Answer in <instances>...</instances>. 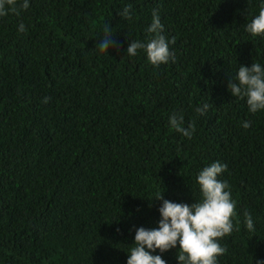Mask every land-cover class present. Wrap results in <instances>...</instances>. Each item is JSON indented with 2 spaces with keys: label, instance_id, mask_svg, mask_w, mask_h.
<instances>
[{
  "label": "trees",
  "instance_id": "16d2710c",
  "mask_svg": "<svg viewBox=\"0 0 264 264\" xmlns=\"http://www.w3.org/2000/svg\"><path fill=\"white\" fill-rule=\"evenodd\" d=\"M261 3L29 0L0 16V264H127L136 229L158 228L157 196L199 202L197 175L217 161L237 213L217 264L264 261V110L228 89L240 66L264 68V35L245 31ZM153 9L174 56L159 66L126 51ZM105 26L115 44L100 53ZM178 251L152 254L178 264Z\"/></svg>",
  "mask_w": 264,
  "mask_h": 264
},
{
  "label": "clouds",
  "instance_id": "9594fccd",
  "mask_svg": "<svg viewBox=\"0 0 264 264\" xmlns=\"http://www.w3.org/2000/svg\"><path fill=\"white\" fill-rule=\"evenodd\" d=\"M17 5L18 0H0V16H6L9 12L19 15L20 10L28 9L29 0H22L19 6ZM131 9L129 4L118 14L125 19H131ZM163 30L160 14L158 10L153 9L151 24L146 29L148 39L145 42H129L127 54L135 56L138 50H144L152 65L168 63L174 56L169 50L167 38L162 35ZM18 31H26L23 23L19 25ZM245 31L253 37L264 35V3H261L258 15L245 24ZM104 33L96 45L100 53L108 52L115 44L108 26H105ZM171 42L175 43V40ZM232 80L235 82L228 85L232 96L246 99L251 113L264 110V68L259 63H253L251 67L240 66ZM49 99L45 97L44 102L47 103ZM208 108L209 105L204 104L202 108H197V112L203 115ZM169 123L171 128L188 138H191L195 131L194 123H190L187 128L183 126V115H171ZM242 126L247 129L250 123L245 121ZM226 169V164L217 161L198 173L196 182L202 198L191 206L165 200L162 194H159L156 200H162L163 203L159 208L161 219L158 228L136 229L135 243L130 248L127 264H166L161 255L152 253L157 249L164 253L177 245L178 264H217V258L226 253V249L218 241L231 235L234 228L233 218L237 215L236 201L231 197L229 184L218 179ZM244 217L247 230L254 231L251 214L245 212ZM256 264H264V261H257Z\"/></svg>",
  "mask_w": 264,
  "mask_h": 264
}]
</instances>
